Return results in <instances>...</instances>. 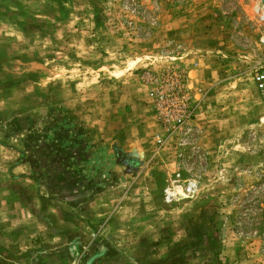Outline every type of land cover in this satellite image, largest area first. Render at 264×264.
<instances>
[{
  "label": "rangeland",
  "instance_id": "rangeland-1",
  "mask_svg": "<svg viewBox=\"0 0 264 264\" xmlns=\"http://www.w3.org/2000/svg\"><path fill=\"white\" fill-rule=\"evenodd\" d=\"M256 67L262 0H0V264H264ZM64 121L92 144L83 196L27 145Z\"/></svg>",
  "mask_w": 264,
  "mask_h": 264
},
{
  "label": "trees",
  "instance_id": "trees-1",
  "mask_svg": "<svg viewBox=\"0 0 264 264\" xmlns=\"http://www.w3.org/2000/svg\"><path fill=\"white\" fill-rule=\"evenodd\" d=\"M67 126V121L47 123L38 133L29 137L31 144L27 145L38 147L51 160L57 158L64 161V167L56 172L59 179L56 183L49 184V189L55 187V190L60 192V196H83L98 186L95 177L97 169L91 166L89 159L92 144L84 143L83 140L86 142V138L78 136L77 132H72V129ZM113 149L118 159H125V152L120 147L114 144ZM73 153L76 156H73ZM49 174V179L53 178L54 172ZM257 192L253 204H250L252 207L247 208L245 216L251 228H256L254 231L264 242V206H262L263 199L260 198V190ZM211 253L212 258L216 259L218 250L215 246H212Z\"/></svg>",
  "mask_w": 264,
  "mask_h": 264
},
{
  "label": "built area",
  "instance_id": "built-area-1",
  "mask_svg": "<svg viewBox=\"0 0 264 264\" xmlns=\"http://www.w3.org/2000/svg\"><path fill=\"white\" fill-rule=\"evenodd\" d=\"M252 79L254 80L256 87L259 89V91L264 92V67H256L252 74ZM169 186L165 190V198L168 201H171L175 198L176 192H174L173 188L171 189ZM192 186H188L187 189H192Z\"/></svg>",
  "mask_w": 264,
  "mask_h": 264
},
{
  "label": "water",
  "instance_id": "water-1",
  "mask_svg": "<svg viewBox=\"0 0 264 264\" xmlns=\"http://www.w3.org/2000/svg\"><path fill=\"white\" fill-rule=\"evenodd\" d=\"M263 2H264V0H262ZM124 164H125V162H124Z\"/></svg>",
  "mask_w": 264,
  "mask_h": 264
},
{
  "label": "bare ground",
  "instance_id": "bare-ground-1",
  "mask_svg": "<svg viewBox=\"0 0 264 264\" xmlns=\"http://www.w3.org/2000/svg\"><path fill=\"white\" fill-rule=\"evenodd\" d=\"M263 4H264V2H263Z\"/></svg>",
  "mask_w": 264,
  "mask_h": 264
}]
</instances>
